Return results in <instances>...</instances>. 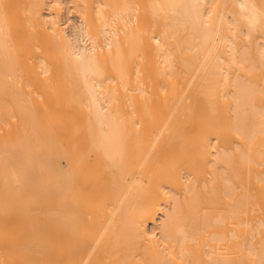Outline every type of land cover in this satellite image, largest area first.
<instances>
[{
    "label": "bare ground",
    "instance_id": "bare-ground-1",
    "mask_svg": "<svg viewBox=\"0 0 264 264\" xmlns=\"http://www.w3.org/2000/svg\"><path fill=\"white\" fill-rule=\"evenodd\" d=\"M0 264H264V0H0Z\"/></svg>",
    "mask_w": 264,
    "mask_h": 264
},
{
    "label": "rangeland",
    "instance_id": "rangeland-1",
    "mask_svg": "<svg viewBox=\"0 0 264 264\" xmlns=\"http://www.w3.org/2000/svg\"><path fill=\"white\" fill-rule=\"evenodd\" d=\"M69 23H75V21L73 20L72 17L69 19ZM75 24H76V23H75Z\"/></svg>",
    "mask_w": 264,
    "mask_h": 264
}]
</instances>
